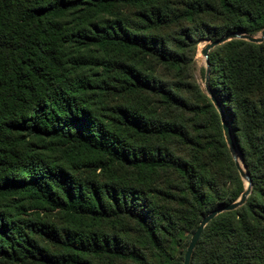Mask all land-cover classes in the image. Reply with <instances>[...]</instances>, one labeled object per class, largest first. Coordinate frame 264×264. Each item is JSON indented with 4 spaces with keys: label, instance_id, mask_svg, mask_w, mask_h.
<instances>
[{
    "label": "trees",
    "instance_id": "obj_1",
    "mask_svg": "<svg viewBox=\"0 0 264 264\" xmlns=\"http://www.w3.org/2000/svg\"><path fill=\"white\" fill-rule=\"evenodd\" d=\"M263 28L264 0H0V264H183L246 186L197 46ZM208 60L252 186L191 264H264V41Z\"/></svg>",
    "mask_w": 264,
    "mask_h": 264
},
{
    "label": "water",
    "instance_id": "obj_2",
    "mask_svg": "<svg viewBox=\"0 0 264 264\" xmlns=\"http://www.w3.org/2000/svg\"><path fill=\"white\" fill-rule=\"evenodd\" d=\"M233 39H240L245 40L251 43L259 44L264 41V28L261 29L258 32V35H251L246 33H239V32H231L229 34H226L224 36H221L215 40L209 41L206 44H204L200 50L201 55L205 59V92L209 96L211 102L215 106L216 110L218 111V114L220 116V121L222 125V131L224 135V139L226 142V145L228 147V150L230 152V155L234 161V164L238 170V173L241 177V179L245 182L246 186L243 192L240 194L239 198L234 201L233 203L218 207L214 210H212L209 214L204 216L199 225L197 226L196 230L192 233L191 238L189 240V243L187 245L183 264H191L192 257L194 250L197 246V243L200 239V236L203 232V229L205 226L218 214L225 212V211H232L238 208L239 206L243 205L247 199V196L250 194L252 181L249 173L246 171L245 166L242 164L237 147L233 140L232 131L230 128V123L226 118L225 112L222 108V105L220 104L219 100L216 98L214 93L209 87L208 81H209V75H210V69H209V60H208V53L211 49L215 48L216 46H219L225 42H228Z\"/></svg>",
    "mask_w": 264,
    "mask_h": 264
},
{
    "label": "rangeland",
    "instance_id": "obj_3",
    "mask_svg": "<svg viewBox=\"0 0 264 264\" xmlns=\"http://www.w3.org/2000/svg\"><path fill=\"white\" fill-rule=\"evenodd\" d=\"M255 35H258L255 34ZM209 42L208 40L201 41L196 49V55L194 57V77L196 82L200 85L202 90L205 92V59L201 55L200 50L204 44ZM206 93V92H205ZM182 237L185 236L184 233L181 234Z\"/></svg>",
    "mask_w": 264,
    "mask_h": 264
}]
</instances>
